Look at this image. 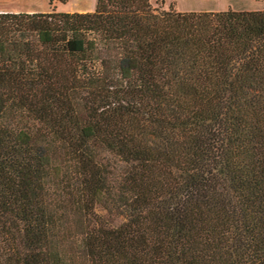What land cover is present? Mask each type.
I'll use <instances>...</instances> for the list:
<instances>
[{"label":"trees","instance_id":"1","mask_svg":"<svg viewBox=\"0 0 264 264\" xmlns=\"http://www.w3.org/2000/svg\"><path fill=\"white\" fill-rule=\"evenodd\" d=\"M0 264H264V11H0Z\"/></svg>","mask_w":264,"mask_h":264},{"label":"rangeland","instance_id":"2","mask_svg":"<svg viewBox=\"0 0 264 264\" xmlns=\"http://www.w3.org/2000/svg\"><path fill=\"white\" fill-rule=\"evenodd\" d=\"M198 2H169L166 0H151L154 6L160 5L162 8H167L172 4L176 9L186 5H199ZM95 0H0V11L11 12H86L92 11ZM264 10V0H255L253 4H249L246 0H207V10L223 11L227 9H252Z\"/></svg>","mask_w":264,"mask_h":264},{"label":"crops","instance_id":"3","mask_svg":"<svg viewBox=\"0 0 264 264\" xmlns=\"http://www.w3.org/2000/svg\"><path fill=\"white\" fill-rule=\"evenodd\" d=\"M169 2H175L176 6L178 4V2H195V1H200V3L198 2L199 5H186L184 7L181 8H176L177 11H181V12H187V11H208L207 10V0H166ZM247 3L249 4H253L255 2V0H246ZM244 10V9H242ZM246 10V9H245ZM247 10H254V8L252 9H247ZM264 11V10H263Z\"/></svg>","mask_w":264,"mask_h":264}]
</instances>
